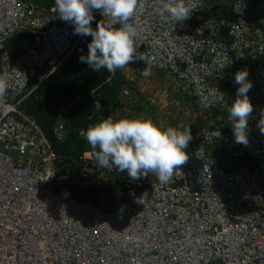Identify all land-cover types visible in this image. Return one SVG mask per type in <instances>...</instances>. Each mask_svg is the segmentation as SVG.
<instances>
[{
    "label": "built area",
    "instance_id": "1",
    "mask_svg": "<svg viewBox=\"0 0 264 264\" xmlns=\"http://www.w3.org/2000/svg\"><path fill=\"white\" fill-rule=\"evenodd\" d=\"M192 3L189 19L171 23L159 15L161 0H146L134 17L138 51L182 80L200 104L207 96L208 108L224 106V91L239 87L235 74L247 70L248 98L264 106V0H230L221 17L205 12L207 0ZM53 10L0 0V74L6 69L9 80L0 101V264H264L262 127L247 126L248 142L240 144L233 128L211 120L196 130L187 163L167 183L151 173L128 178L112 186L108 208L69 191L77 176L57 167L21 107L29 75L41 81L87 48V36ZM43 66L50 68L37 72ZM82 160L85 178L91 152Z\"/></svg>",
    "mask_w": 264,
    "mask_h": 264
},
{
    "label": "clouds",
    "instance_id": "2",
    "mask_svg": "<svg viewBox=\"0 0 264 264\" xmlns=\"http://www.w3.org/2000/svg\"><path fill=\"white\" fill-rule=\"evenodd\" d=\"M145 3L146 0H55V5L48 8L54 7L53 12L57 13L60 19L71 23L74 26L75 34L87 36V48L83 51L88 49V53L86 56H81L80 60L93 71L99 72L106 68L108 72L114 73L116 70L128 66L130 62H134L139 67L140 64L134 60H142L147 65L142 72L144 77L150 76L152 72L166 75L177 87V92L183 94L182 80L172 77L165 71L152 68L147 55L138 51L136 41L138 27L134 22V17L140 9L145 7ZM196 8L197 6L192 3V0H161L159 15L171 23H183L190 18L191 13ZM99 16H102L106 21L98 22L95 27L91 21L94 17ZM257 34H261L259 29H257ZM88 36L92 37L90 43H88ZM71 53L80 52L73 51ZM49 68L43 66L37 72ZM31 77H34V81L29 86ZM36 78V74L29 75L26 86L28 93L45 79L37 81ZM235 83L239 87L233 88L231 93L224 91L222 101L225 102V105L222 107L208 108L211 105L207 96H202V105L194 96L197 107L191 109L190 102L189 109L194 118L198 119L197 121L195 119L197 126H194L192 131L189 127L182 130L172 126L162 128L147 118H120L116 120L107 118L90 126L86 131L85 138L91 148L95 150L94 155L98 165L100 167L115 166L120 172L126 171V176L121 183L107 180V188L103 186L102 189L95 184H82L80 182L82 178L79 177L77 178L80 181L77 182V179L74 183H79L78 186L81 184L95 188L96 192L93 194L95 201L87 200L98 207L108 208L110 205L107 204L106 199H110L109 194L112 186L122 185L128 178L136 181L141 177H148L151 173L161 183H167L173 177L174 171L180 170V166L187 163L189 159L187 151L196 130L201 126L210 125L211 127V120L220 121L227 129L233 128L236 142L247 144V126L256 130L262 127L261 131L264 132V124L262 123L264 119L261 116L264 114V106L261 102L255 103L248 98L247 93L252 84L248 80L247 70L237 71ZM179 89L182 91L180 92ZM8 90L9 80L5 69L0 74V101L6 97ZM187 92L192 95L188 90ZM66 112V109L60 111L61 114L63 113L62 115H65ZM209 118H211L210 121H206ZM37 125L43 134L38 122ZM57 128H61V125L59 124ZM55 134L57 136L56 131ZM43 136L45 137L44 134ZM58 138L60 139L61 136ZM45 139L47 140L46 137ZM84 168L83 173L88 170L87 167ZM104 173L108 175L109 172ZM89 175L92 176V173ZM97 189L101 194H97Z\"/></svg>",
    "mask_w": 264,
    "mask_h": 264
},
{
    "label": "trees",
    "instance_id": "3",
    "mask_svg": "<svg viewBox=\"0 0 264 264\" xmlns=\"http://www.w3.org/2000/svg\"><path fill=\"white\" fill-rule=\"evenodd\" d=\"M34 5L48 8L55 5V0H29ZM230 0H214L212 6L205 12L216 17L225 16L228 12ZM106 20L94 17L91 21L95 27L98 22ZM92 37L88 36V43ZM15 37L13 42L18 43ZM8 43L6 45H11ZM88 49L80 53H71L60 63L40 84L32 89L25 97L22 107L25 112L34 117L43 134L47 138L53 152L57 155L56 165L66 174L68 178L82 177L84 164L82 153L90 150L92 153L93 176H97L105 167H100L95 158L94 151L86 140L87 129L107 118L113 120L120 118H145L144 106L140 101L131 102L130 90L137 91V87L126 78L122 69L114 73L101 69L93 71L86 63L81 62L80 57L86 56ZM141 71L146 66H139ZM34 77L30 78L32 85ZM186 90H180L191 102V109L196 108L195 97L189 95ZM189 91V90H188ZM142 97L141 93H138ZM147 106V104L145 105ZM66 109V114L60 111ZM152 110V107L151 109ZM196 121L198 118H195ZM153 122L155 118L151 119ZM61 128H57L58 125ZM197 124L193 123V127ZM61 134L59 139L56 134ZM187 150V149H186ZM109 182H122L126 176L115 166L108 173ZM79 183H73L67 188L76 197L95 201L93 192L89 188H79ZM107 188V184H105ZM98 192V189H97Z\"/></svg>",
    "mask_w": 264,
    "mask_h": 264
},
{
    "label": "rangeland",
    "instance_id": "4",
    "mask_svg": "<svg viewBox=\"0 0 264 264\" xmlns=\"http://www.w3.org/2000/svg\"><path fill=\"white\" fill-rule=\"evenodd\" d=\"M214 0H207V4L212 3ZM140 67L134 62L124 68L122 71L126 78H128L133 86L137 87V91L130 90L129 94L132 96L131 102L140 101L144 106L143 117L147 119L155 118V123L162 128L169 126L178 127L181 130L189 127L192 131L195 118L190 113V101L185 95L177 92V87L170 78L166 75L157 74L152 72L148 77L142 75ZM141 93L142 97L138 96ZM147 104V106H145ZM152 107V110H150ZM63 114V113H62ZM109 176L106 173H99L97 176H87L78 179L77 182L82 184H95L97 187H102L107 184ZM82 188H89L90 192H96L93 187H86L80 184ZM97 194H101L98 192Z\"/></svg>",
    "mask_w": 264,
    "mask_h": 264
}]
</instances>
